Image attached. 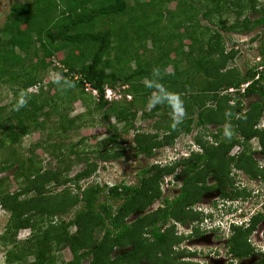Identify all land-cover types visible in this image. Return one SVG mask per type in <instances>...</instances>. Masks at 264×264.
Here are the masks:
<instances>
[{
  "label": "trees",
  "instance_id": "trees-1",
  "mask_svg": "<svg viewBox=\"0 0 264 264\" xmlns=\"http://www.w3.org/2000/svg\"><path fill=\"white\" fill-rule=\"evenodd\" d=\"M171 3L176 4L174 9H168ZM261 4L260 0H33L12 5L0 27V85L13 94L9 104L0 105V149L6 142L50 130L53 115L58 117L53 124L61 128L62 135L82 128L77 120L83 115L70 117L73 109L66 108L78 100L88 106V113L93 108L103 111L102 120L111 135L104 139L83 136L71 145L69 153L85 161L86 168L61 182L56 179L57 171L42 168L25 173V182L15 190H9V179L0 177V204L10 215L1 237L5 264H58L65 249L72 254L65 264H140L170 240L158 222L163 224L170 217L185 222L191 217L187 208L215 189L226 199L231 194L246 196V190L231 191L234 179L230 174L236 167L251 178L264 177L253 153L245 148L250 139L258 137L264 154V128L257 127L264 110V49L261 47L260 61L242 72L232 65L237 51L227 50L222 31L249 33L264 26ZM232 14L236 18L227 25L224 16ZM200 17L220 29L201 25ZM149 42L152 51L146 55ZM54 71L59 74L56 79L49 77ZM85 81L99 91L98 100L86 91ZM245 84L248 86L242 91ZM124 85L123 98H105L107 87ZM34 88L36 91H30ZM230 89L235 95L228 93ZM251 95L257 99L243 111L241 98ZM149 97L160 103L144 115L166 111L157 122L164 136L160 139L159 131L137 133L132 147L136 156H152L156 147L173 145L176 136L195 126L207 130L210 124L230 122L232 127L219 128L225 136L214 135L213 142L204 139L205 132L199 133L195 139L201 152L193 151L191 157L172 165L157 163L144 169L140 185L97 181L83 187L81 182L96 175L101 163L105 166L126 154L128 147L120 136L136 120V102ZM177 109H183V115L175 117ZM2 112L5 117L1 118ZM168 113L170 119H166ZM113 117L116 123L111 122ZM120 123H125L122 130ZM40 144L37 141L31 146L34 149ZM237 144L244 147L231 156ZM78 147L84 150L74 149ZM16 162L1 164L0 174ZM18 167L25 169L26 164L21 162ZM168 175L183 178L176 199L167 200L166 207L152 217L127 223L132 213L144 212L162 195L161 183ZM209 179L216 183L209 184ZM56 184L64 187L58 190ZM71 212L73 216L67 218ZM263 217L258 216L249 228L233 227L232 252L252 254L248 237ZM149 227L156 242L149 243L143 236ZM24 229L31 230L30 236L18 239ZM126 246H132V251L114 257L116 248ZM257 264H264V253Z\"/></svg>",
  "mask_w": 264,
  "mask_h": 264
},
{
  "label": "rangeland",
  "instance_id": "rangeland-1",
  "mask_svg": "<svg viewBox=\"0 0 264 264\" xmlns=\"http://www.w3.org/2000/svg\"><path fill=\"white\" fill-rule=\"evenodd\" d=\"M33 0H0V27L5 23L7 19V15L10 12V8L15 2H32ZM260 3H262L259 7H263L264 5V0H260ZM176 6L175 3H171L170 7L171 9H174ZM167 8V7H165ZM249 14V13H248ZM251 18H258L259 15H254L250 14L249 15ZM236 16L235 14L232 15H225L224 16V21L226 22L227 25L231 24L235 20ZM201 19V25H211L213 28L220 29L219 26L211 23L208 20H203L202 17ZM225 35V41H226V46L227 50L230 51L232 49H235L237 51V57L233 61L232 65H235L237 68H239L242 72L247 70L248 66H253L257 62L260 61V52H261V47L264 49V26H257L255 29L250 31L249 33H226L223 32ZM189 42V41H187ZM149 50L145 52L146 55H150V51H152V43L149 42ZM132 68H135V65L133 64ZM172 68H170V71ZM58 73L57 71L51 72L49 77L52 79L58 78ZM247 87V86H246ZM242 90V89H241ZM30 91L34 92L36 91V88L31 89ZM79 91V89L77 90ZM227 93V92H226ZM233 95H235L233 91L228 92ZM13 98L12 92L9 90V87L5 85H0V105H6L9 104L10 101ZM257 98L254 95L248 96V97H242V103L244 104V110L246 111L249 108V104L256 100ZM236 100V99H235ZM160 102L157 101L155 97H149L146 101H137L136 102V107L134 108L137 111V117L136 120L134 121L133 126H127L125 129H127V132H122V135L120 136L121 139L124 140V143L127 144L128 150L126 154L118 159L112 160L110 162H107L106 165L104 166V163H101V169L98 170V173L94 175L92 178L89 180H84L81 182V185L83 187H86L89 183H94V182H101L103 184H124V185H129V186H136L140 185V180L143 177L142 171L144 169L150 168L152 165L161 163L162 165H172L178 161L188 159L191 157L193 151L194 152H201L202 148L197 144L196 141V136L199 133L205 132L204 139H207L208 141H215V136L214 135H219L220 139L224 137L225 135L219 130V128H225L226 130L232 127V123H226L221 126L216 125V124H210L208 126V129L205 130L202 127H197L195 126L194 129L189 132H183L176 136V138L173 140L172 144L166 145L162 144L160 147H156L153 155L152 156H147L145 153H140L138 156L135 155V152L133 150V146L135 145V135L137 133H144V134H153L156 132H160V139L163 140L164 132L159 129L160 127L157 126V122L160 121L161 116L159 114L166 113L163 109H160L158 111L159 114H156L155 116H145V112H151L157 104ZM236 101L233 102L235 104ZM95 106V105H94ZM72 108L73 110L70 112V117H77L81 116L80 119L77 120V124L80 125L79 127L82 128H77L73 132H67L66 134H60L61 128L58 127L57 125L53 124V121L57 119V115H53L52 118H50V123L49 127L52 128L49 130L45 129L43 132H34L30 133L20 139L18 142H6L4 147L0 149V165L5 164V163H10L12 161H17L16 165L14 167L2 174H0V177L3 176L4 179H9L8 183L9 184V190H15L19 189L20 183L25 182V173H30L34 170H37L39 168H42L43 171L46 169H50L53 171H57L56 179L61 182L63 179L68 178V177H74L77 173L83 171L86 168V163L85 161H82L78 157H76L74 154L69 153V149L72 147L71 145L79 143L80 139L83 136H86L87 138L92 135H97L99 139H104L108 135H111V132H106V122L102 120L103 117V111H96L95 108L91 110L92 107L90 106L91 113H88V106H86L84 103L81 101H77L75 103H68L66 108ZM66 110V109H63ZM184 111L183 109H177L175 112V117L176 116H181L183 115ZM241 114V113H240ZM238 114V115H240ZM5 117V114L2 112L1 118ZM172 116L170 113H168L166 119H170ZM196 118V116H195ZM262 116L260 117V121L257 125L259 128H264V118L262 119ZM117 119L116 117H113L111 122L116 123ZM163 121L162 123H164ZM119 129L122 130L121 128L124 127L125 123H120L117 124ZM48 126V124H47ZM81 129V130H80ZM53 130L54 133H51L50 131ZM108 131V130H107ZM227 134V132L225 133ZM241 135H237L240 141H242V137H239ZM39 141L41 144L39 147H35L33 149L34 143ZM89 144H93L94 140L88 139L87 140ZM84 144L82 143L81 146ZM241 148H235V146L232 148L230 151L231 156H237L238 154L241 153L243 149L242 144H237ZM82 147L74 148V149H80L84 150ZM235 148V149H234ZM245 148L248 149L251 153H253V157L259 166L260 169H264V154H263V147L259 141L258 137H253L247 142V146ZM234 149V151H233ZM239 151V152H238ZM86 154L91 157L92 154H90V149H86ZM238 152V153H237ZM8 161V162H7ZM24 162L26 164L25 169H19V163ZM264 171V170H263ZM177 172H179V168L177 169ZM19 174H21V177H19ZM232 179L237 180L236 181V187L231 188V191L233 193H236L237 191L241 190H246V196L247 199L251 198L254 196L257 192V189L260 191L262 188H264V185L261 183L260 179L262 176L257 178H251L248 173L244 172L242 169H238L236 167H232V172L230 174ZM264 178V177H263ZM262 178V179H263ZM168 181V184L170 187L169 189L166 190V185L164 184L161 185V191H162V197H169L173 198L178 194L179 187L183 185V178H176L174 175H168L165 178V181ZM174 180V181H173ZM10 181V182H9ZM164 181V182H165ZM209 184L213 182V180L209 179ZM264 181V180H263ZM170 182V183H169ZM260 183V184H259ZM163 184V182H162ZM53 186V184L51 185ZM58 190H61L64 186L57 185L55 186ZM261 188V189H260ZM262 191V190H261ZM219 194L211 193L210 197L208 199H214L217 198ZM235 203L237 201H240L241 205L243 204L246 209L251 208L252 210H257V209H263L264 206L263 204L259 203V201L262 202L263 199L259 200L257 204L253 205L254 200H246V201H241V198H245L246 196L242 195H236ZM239 197V198H238ZM255 199V198H254ZM264 202V201H263ZM262 202V203H263ZM199 202H196V206L202 208V213H208V206L209 205H200L198 204ZM230 203V202H229ZM226 205V204H225ZM241 205L239 207H241ZM194 207V211L196 210L197 212H194L197 214L199 217V210L197 207ZM207 206V207H206ZM117 207V205H116ZM159 206L155 205L151 207V210L157 209ZM191 213L189 214L188 217L193 215L192 210L190 211ZM228 212H232L231 208L228 209ZM142 214V213H141ZM73 213L71 212L70 215L66 216L67 218L72 217ZM196 216V218H197ZM139 217L138 212L132 213L126 221H128L129 224L134 223L136 219ZM152 217V216H150ZM227 217H230L229 215ZM10 215L7 211L2 208L0 204V264H5V257H6V248L2 244V239L1 237L4 235L7 224L9 222ZM231 218V217H230ZM170 223H167L165 227L170 225ZM193 224V223H191ZM222 226V227H221ZM219 228V231H225L229 229L230 226V221L224 220L223 224ZM191 226H185L181 227L179 231L184 235H188L189 231L191 230ZM221 228V229H220ZM74 230V229H73ZM31 230L30 229H24L21 230L19 233L18 239H25L26 237L30 236ZM251 234L249 235V237ZM248 237V238H249ZM252 239V238H251ZM173 238H171L169 241H172ZM188 241H184L182 243L183 245H188ZM252 243V241H251ZM223 247V244L220 246ZM132 247H125L123 249H117L115 250L114 257L122 255V253L128 252L129 249ZM198 249H203V248H198ZM188 250V249H187ZM205 254V253H204ZM203 254V255H204ZM200 256V255H199ZM61 257L63 258V261L58 262V264H65L64 261H68L72 258V254L70 250L65 249L61 252ZM61 258V259H62ZM32 259V257H31ZM182 262V260H180ZM191 264H203L204 260L202 257L200 258H191ZM183 263V262H182ZM181 263V264H182ZM146 264V263H143ZM242 264H251V262H246Z\"/></svg>",
  "mask_w": 264,
  "mask_h": 264
},
{
  "label": "flooded vegetation",
  "instance_id": "flooded-vegetation-1",
  "mask_svg": "<svg viewBox=\"0 0 264 264\" xmlns=\"http://www.w3.org/2000/svg\"><path fill=\"white\" fill-rule=\"evenodd\" d=\"M264 118V110L262 112V119ZM261 119V120H262ZM264 170V169H263ZM180 171V169H179ZM178 173V172H177ZM176 175V172H175ZM174 175V177H175ZM263 178V177H262ZM259 179L261 183L264 185V178ZM165 181V180H164ZM174 181V180H173ZM236 181H233V184L231 185V188L236 187ZM170 183V182H169ZM216 183V180H213L211 184ZM166 185V190L169 189L168 181L166 180L161 183V185ZM260 184V183H259ZM183 186V185H182ZM182 186L179 187L178 194L181 193ZM261 189V188H260ZM262 190V191H261ZM260 191L257 189V192L254 196L251 198L245 197L241 198V201L246 200H254L252 203L257 204V202L261 199L262 202L264 201V188H262ZM217 193L219 194L217 198L214 199H208L210 197V194ZM176 193L175 196L171 199L169 197H162V195L154 200V202L144 211L138 212L139 217H145V216H152L154 212L160 210L161 208L166 207V202L172 201L176 199ZM235 194H231V196H228L227 200H231L232 202L238 199H235ZM239 198V197H238ZM255 198V199H254ZM224 199L222 197V192L219 189H215L214 191H210L206 194H204L200 201H198L200 205H209L207 208L210 211H207V213H202V208L197 207L196 203L187 208L188 211L192 212L194 211V207L196 206L199 210L200 216L198 217L196 213V210L193 212V215H191L190 218L186 219L185 222H181L180 220L176 219L175 217H170L168 221L165 223L158 222V225L160 226V230L163 233H166L170 239L173 238L172 241H166L164 245L162 246V249H159L156 253H154L153 257L151 259L144 257L140 264L146 263V264H191V258H200L204 260L203 264H242L246 262H251V264H257L259 263L262 254L264 253V217L258 219L256 228L254 229L251 236L248 238V242L250 243L251 247L254 249L252 254L247 256H239L231 251V237L234 234L233 227H243V228H249L253 225L256 218L258 216H262L264 214L263 209H257L252 210V214L245 216L243 214H238L235 217H227L228 214L225 212V204ZM237 202V201H236ZM259 201V203L264 205V202L262 203ZM240 204L241 202L238 201ZM159 206L157 209L151 210L152 206ZM262 205V206H263ZM218 208V209H217ZM232 210V209H231ZM261 213V214H260ZM197 216V218H196ZM139 217L136 219L138 221ZM252 217V218H251ZM254 217V218H253ZM230 219V226L228 230L225 231H219V228L224 220ZM134 221V222H136ZM219 221V222H218ZM167 227L164 228V226L167 223H170ZM128 223V221H127ZM193 223V224H191ZM185 226H191V230L189 231L188 235H184L181 230L179 229L181 227ZM221 229V228H220ZM153 228L149 227L148 230L143 232V236L149 241V243L156 242V237L152 233ZM176 238L178 239V242H176ZM252 238V239H251ZM184 241H188V245H183L182 243ZM252 241V243H251ZM223 244V247H220ZM129 247V246H126ZM132 247V246H131ZM125 248V247H124ZM203 248V249H198ZM119 248H116L117 250ZM123 249V248H122ZM133 247L128 250L132 251ZM188 249V250H187ZM114 250V252H115ZM205 253V254H204ZM115 254V253H114ZM204 254V255H203ZM200 255V256H199ZM182 260V262L180 261Z\"/></svg>",
  "mask_w": 264,
  "mask_h": 264
},
{
  "label": "built area",
  "instance_id": "built-area-1",
  "mask_svg": "<svg viewBox=\"0 0 264 264\" xmlns=\"http://www.w3.org/2000/svg\"><path fill=\"white\" fill-rule=\"evenodd\" d=\"M264 69V67H262ZM246 86H248V84L243 85L242 87V91H244V89L246 88ZM85 87H86V91H89L92 93V95L98 100L99 98V91L95 88L92 87L91 83L86 82L85 81ZM127 88V85H124L122 87H118V88H112V87H107L105 89V98L112 101V100H116V99H120L124 97V92L123 90ZM234 89H230V91H233ZM126 97L128 99H132V95L131 94H127ZM232 216V215H229Z\"/></svg>",
  "mask_w": 264,
  "mask_h": 264
},
{
  "label": "clouds",
  "instance_id": "clouds-1",
  "mask_svg": "<svg viewBox=\"0 0 264 264\" xmlns=\"http://www.w3.org/2000/svg\"><path fill=\"white\" fill-rule=\"evenodd\" d=\"M234 91V90H233ZM231 92V91H230ZM235 148H239L240 150V146L239 145H235ZM234 148V149H235ZM233 149V151H234ZM239 152V151H238ZM237 152V153H238ZM230 202V203H229ZM224 204L225 205V212L226 214L228 215H232L231 217H235L236 215L238 214H243L245 216H248L249 214L251 215L252 214V209L249 208V209H246L245 206L242 204H239V203H235V201H231V200H227L226 198L224 199ZM241 205V207H239ZM231 208L232 209V212H228V209ZM208 214V213H207ZM230 220V219H228Z\"/></svg>",
  "mask_w": 264,
  "mask_h": 264
},
{
  "label": "bare ground",
  "instance_id": "bare-ground-1",
  "mask_svg": "<svg viewBox=\"0 0 264 264\" xmlns=\"http://www.w3.org/2000/svg\"><path fill=\"white\" fill-rule=\"evenodd\" d=\"M236 203H237V202H236ZM263 206H264V205H263ZM217 209H218V208H217ZM210 210H211V209H210ZM210 210H209V211H210ZM260 214H261V213H260ZM263 215H264V214H263ZM251 218H252V217H251ZM253 218H254V217H253ZM218 222H219V221H218ZM221 227H222V226H221Z\"/></svg>",
  "mask_w": 264,
  "mask_h": 264
}]
</instances>
